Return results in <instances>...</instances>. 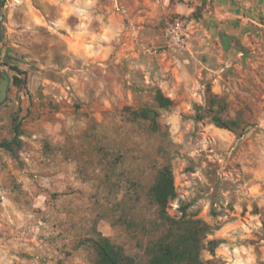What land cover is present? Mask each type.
<instances>
[{
  "label": "clouds",
  "instance_id": "9594fccd",
  "mask_svg": "<svg viewBox=\"0 0 264 264\" xmlns=\"http://www.w3.org/2000/svg\"><path fill=\"white\" fill-rule=\"evenodd\" d=\"M0 264H264V0H0Z\"/></svg>",
  "mask_w": 264,
  "mask_h": 264
}]
</instances>
